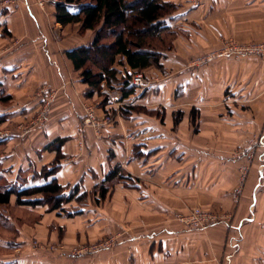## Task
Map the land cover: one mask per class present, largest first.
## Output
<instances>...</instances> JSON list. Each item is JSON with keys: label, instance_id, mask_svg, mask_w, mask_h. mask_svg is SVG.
Listing matches in <instances>:
<instances>
[{"label": "crops", "instance_id": "crops-1", "mask_svg": "<svg viewBox=\"0 0 264 264\" xmlns=\"http://www.w3.org/2000/svg\"><path fill=\"white\" fill-rule=\"evenodd\" d=\"M34 1L19 0L0 12V28L7 26L11 34L0 40L7 46L0 54V90L20 104L3 111L1 124L31 120L42 106H53L41 128L24 139L6 134L8 148L23 141L31 149L3 155V176L11 167L28 173L32 162L37 167L55 163L58 151L45 149L64 139L60 168L52 178L68 189L80 186V194L93 189L97 194L94 205L67 210L73 216L47 206L19 207L11 199L30 217L21 222L0 212L14 234L0 238V247L13 252L2 254L0 264H264V52L222 51L209 70L178 78L177 88H167L161 77L127 97L122 88L119 95L105 92L101 110L115 114L117 123L95 130L82 124L74 90L85 92L88 85L73 81L76 71L67 52L89 46L96 35L91 43L75 46L71 27L80 31V25L58 24L56 5L42 11ZM165 1L181 5V0ZM201 1L205 5H195L193 12L182 7L169 24L194 13L200 26L193 28L196 45H264V0ZM207 16L209 24L203 26ZM253 137L262 160L239 197L235 191L244 160L233 152ZM15 158L21 159L14 163ZM116 167L121 173L102 198L99 186ZM32 181L25 187L45 184ZM198 206L223 220L205 230L179 220ZM33 236L49 240L59 254L47 260L19 255L23 249L39 251ZM107 236L119 237L115 248L95 256L73 254L79 250L73 246Z\"/></svg>", "mask_w": 264, "mask_h": 264}, {"label": "trees", "instance_id": "trees-1", "mask_svg": "<svg viewBox=\"0 0 264 264\" xmlns=\"http://www.w3.org/2000/svg\"><path fill=\"white\" fill-rule=\"evenodd\" d=\"M55 9L58 24L64 27L80 25L81 33L96 32L95 39L89 46L67 52L75 71L80 72L83 83L91 89L87 97L92 98L95 94L102 93L105 84L112 86L114 82H118L119 72L114 68L115 65L125 66L127 75L121 86L125 97L137 89L131 85L134 74L150 67H162L161 60L165 58V54L151 46L155 41L161 43L163 35L171 32L172 26L168 19H173L177 7L165 0H61ZM108 39H112V42L105 43ZM89 65L97 67L99 72L95 73ZM6 99L10 100L11 97L7 96ZM64 143V139H57L45 149L58 151V158L53 163L55 165L38 177L45 184L18 189L8 187L0 193V205H9L14 197L19 207L47 206L50 211L68 213L65 205L82 201L87 194H80V186L68 189L52 178L60 168L59 150ZM120 173L121 169L116 167L99 186L102 198L109 191L106 183L112 182ZM66 190L69 192L65 193ZM36 196L42 198L33 200Z\"/></svg>", "mask_w": 264, "mask_h": 264}, {"label": "rangeland", "instance_id": "rangeland-1", "mask_svg": "<svg viewBox=\"0 0 264 264\" xmlns=\"http://www.w3.org/2000/svg\"><path fill=\"white\" fill-rule=\"evenodd\" d=\"M203 3L204 2H202L201 0H181V5L180 6L176 5L177 10L175 11L172 17L174 18L175 15L177 16L179 14L178 12L180 11L182 7L189 8L190 10H192L195 7V5L199 6ZM12 4L14 5L19 4V0H12L9 2L7 0H0V12H5L6 10L5 7L10 6ZM34 5L40 10L45 11L52 4H46L44 8H42L40 7L38 0H35ZM193 14L191 13L189 18L183 16L181 20L179 19L180 17L179 18L175 17L176 19L173 20L174 23L175 21L182 22V23L178 25L175 23V25L172 27L171 32L165 33L163 35V38H161L162 39L161 43L155 41L154 45L151 46L152 49L154 50L156 49L161 50V52L165 54V58L161 60V64H162L161 68L151 67L146 71L137 73L140 76L142 75L149 84L153 83L155 80L162 77V80L160 79L161 80L160 83H164V85L168 84L167 88L169 86H170L169 88H177V85L175 86L176 80L180 78L183 74L192 73L195 69H199V68H201V70H209L210 61L212 59H215L216 54L222 51H225L227 48H229L230 43L227 44L225 42H223L221 46L196 45L197 43L196 44L194 43L193 37H192L193 28L195 27L196 29L200 30V26L195 24ZM168 20L170 22L172 21L170 19ZM203 22H204L203 26H206L209 24L208 16L207 18H205ZM188 27H190V29ZM71 32L74 37L73 44L75 46L78 45L80 42L81 43H91L90 42L91 38L96 35V32L88 33V35L86 33H80V31H78V27L76 26L71 27ZM10 36L11 34L8 32L7 26H3L0 28V40H1V37L7 38ZM104 42L110 43L112 42V39H108ZM6 47L7 46L0 45V54L2 53L1 50L3 48L5 49ZM122 61L124 60L122 59ZM89 67L92 68L95 73L99 72V69L95 67L94 65H89ZM124 67L125 66L123 65L114 66V68L117 69L119 72V74L117 75L118 82H114L112 86L105 84L103 87L105 88V91L104 90H103L104 92L102 91L103 94H105L106 92V96L108 97H110L112 94L119 95L117 88H121L122 83H124V80H125L124 78H126L124 77V74H125ZM72 77H73V81L75 82L81 81V83L83 84L80 72L79 73L72 72ZM131 82H132L131 85H133L134 84L133 77H132ZM146 87H148V85ZM146 87L144 86V87H137V88H146ZM90 90L91 89L89 87L86 89L85 92L83 91L84 93L78 91L77 89L74 90L75 101L77 103V106L79 107V112L81 111L82 119H84L87 112L90 111L94 113L96 117V122L100 124H103L105 120H107L108 118L107 116H112L113 121L107 125H102V126H97V127L88 126V127L93 128L95 130H100L101 128L105 126L115 125L117 123V116L111 112L108 113V112H103L101 110V107L103 106V102H105L106 100L101 97L102 93L100 94L97 93L92 98H88L87 94L88 92H90ZM38 91L36 93V97H38L37 95L39 93ZM6 98H7L6 92L0 90V116L3 114V111H8L7 108H10L11 106L15 107L16 104L17 106L20 105L19 103L14 102L12 100H7ZM52 106H53L52 103L42 106L41 108H39L37 113L33 115V118L31 120L22 119L21 121H17L15 123L12 122V123L1 124L2 122L5 121V119L3 120V118L0 117V121H1L0 122V193L8 189V187H15V189L24 188L25 186L33 182L32 179L33 180L38 179V177L40 176L42 172L46 171L47 169L49 170L51 167L55 165V164L54 165L51 164L45 167H37V165L34 162H32L33 164H31L30 170L28 171V173H23V172L20 173L14 170L15 168L11 167L8 170V176L7 175L3 176V171H2L3 168H4V171L7 169H5V166L3 167L1 164V157L7 154V152L14 151V152L20 153L19 151L27 152L29 149H31L30 143L25 144V142L23 141H20L14 144V146H12L11 148H8L7 147L8 141L5 138L6 134L9 132H15V133H18L17 135H20L24 139L25 137L29 135L28 133L33 132L35 128L37 129L41 128V123H43L42 121H44L45 117L49 115V112L51 111ZM179 117L180 115L177 114V118ZM26 134L28 135L24 136ZM262 152L263 151H262V148L259 144V140L257 139V137H253V139L248 142L245 148L237 149L233 152L235 156H238L244 160L242 163L243 165L240 168V181H239V187H238L242 189V194L245 190V187L248 184L249 179H251V176L253 175L256 166L262 160L261 158ZM20 159L15 158L13 162L17 163V161L19 162ZM13 162H11L10 164H13ZM9 165L7 168H9ZM111 185H112L111 183L106 184L108 188ZM96 194H97V189H93L92 192L89 193V195H87L85 198H83L82 201L80 202L74 201L68 205H65V208L68 211H72V210L76 211V210H80L83 207L86 208L89 205H94L93 199H94V195ZM40 198H42V196H36V197H33L32 199L35 200V199H40ZM12 199L14 200L15 198L12 197ZM90 200L92 204H90ZM196 208L202 209L206 212H210L204 209L202 206H198ZM196 208H191L188 210V212L189 211L191 212L193 209H196ZM22 210L24 209L22 208L20 209L11 204L0 205V212H3L5 214L7 213V215L10 217L9 218L10 220L18 219L21 222L25 220H29L30 216H26L25 215L26 213H22L23 212ZM214 214L221 218L219 222L223 220V218L219 215V213L215 212ZM6 229H10V230L7 231ZM11 229H12L11 222L7 223L5 222V220H1V217H0V238L2 237L11 238V236H14V234L11 232ZM118 238H119L118 236H107V237L101 238L97 242L92 243L88 241L85 244H78L76 246H73V248H78L79 250L80 249L89 250L92 246L101 244L102 242L108 239H113L115 241V245L113 246V248H115ZM31 240L32 241L34 240L33 245L39 251L37 253L30 252V251L27 252L28 250L23 249L21 250V252L18 253L19 255L35 256V257H40V259L42 260H45V259L47 260V259L55 258V256L59 254L58 250L53 251L49 248V246L53 245L49 240L40 241V239H38L36 236H33ZM35 241L40 243L44 248H41V249L38 248L35 245ZM2 254L3 255L13 254V252L12 251L9 252L7 250L5 251L3 248L0 247V256ZM97 254H93V255L95 256Z\"/></svg>", "mask_w": 264, "mask_h": 264}, {"label": "built area", "instance_id": "built-area-1", "mask_svg": "<svg viewBox=\"0 0 264 264\" xmlns=\"http://www.w3.org/2000/svg\"><path fill=\"white\" fill-rule=\"evenodd\" d=\"M12 1V0H7ZM40 7L44 8L46 4H52L57 5L59 3L58 0H38ZM264 52V45H245V46H239L236 44H230L229 48H227L225 51L222 52V54H228V53H248V54H259ZM134 86L136 87H146L149 85V83L146 81V79L141 75L134 74ZM107 120L103 124H100L96 122V117L93 112L88 111L85 118L83 119L84 127L88 126H102L110 124L113 121L112 116H107ZM242 194V189L238 188L235 191L236 196H240ZM221 218L213 213L206 212L202 209L196 208L193 209L187 216H181L179 220L185 224L188 227H191L193 229H199V230H205L209 226L214 225L219 222ZM35 245L38 248H44L40 243L35 241ZM115 245V241L113 239H108L102 242L101 244L92 246L89 250L87 249H81V250H75L73 251V254H82V253H93L97 254L102 250L111 248ZM49 248L53 251L58 250L56 246H49Z\"/></svg>", "mask_w": 264, "mask_h": 264}]
</instances>
